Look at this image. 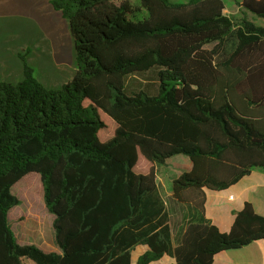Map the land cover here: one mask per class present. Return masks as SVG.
<instances>
[{
  "label": "trees",
  "instance_id": "obj_1",
  "mask_svg": "<svg viewBox=\"0 0 264 264\" xmlns=\"http://www.w3.org/2000/svg\"><path fill=\"white\" fill-rule=\"evenodd\" d=\"M48 2L67 21L77 68L46 87L27 48L23 79L0 81V264H131L137 244L147 250L136 264H212L264 240L251 202L228 232L204 208L205 188L264 169V26L227 15L223 0ZM241 6L264 18V0ZM178 154L191 168L171 184L188 218L175 242L156 168ZM37 178L46 207L27 192ZM18 184L28 218L53 214L60 252L17 243Z\"/></svg>",
  "mask_w": 264,
  "mask_h": 264
},
{
  "label": "rangeland",
  "instance_id": "obj_2",
  "mask_svg": "<svg viewBox=\"0 0 264 264\" xmlns=\"http://www.w3.org/2000/svg\"><path fill=\"white\" fill-rule=\"evenodd\" d=\"M223 1L224 12L227 15L234 19L245 17L264 26V18L244 9L241 6L242 0ZM233 42L234 39L229 38L225 42L226 48ZM210 47L211 45L206 46ZM27 48L30 49L27 61L46 87L60 88L71 81L77 65L67 21L51 8L48 0H0V81L14 84L23 79V64L18 54L24 53ZM180 157L189 161L187 156L178 154L167 159L168 163L164 166H158L159 169H167L171 172L170 175L174 176L182 165ZM30 176L33 174L26 177ZM39 187L37 178L35 183L28 187L27 192L29 195L34 194L36 199L40 200V204L45 206L39 194ZM25 191L26 189L19 184L11 190L19 199V203L8 212V222L16 235L17 243L33 244L46 252L58 251L52 228L53 214L49 212L43 224L28 218V213L23 207ZM134 252L137 253L135 250Z\"/></svg>",
  "mask_w": 264,
  "mask_h": 264
},
{
  "label": "crops",
  "instance_id": "obj_3",
  "mask_svg": "<svg viewBox=\"0 0 264 264\" xmlns=\"http://www.w3.org/2000/svg\"><path fill=\"white\" fill-rule=\"evenodd\" d=\"M179 159L182 165L179 166L174 176H171V172L167 169L160 170L158 167L168 163L167 160L164 165H158L156 168L159 193L165 204L171 234L175 242L181 237L188 218L186 206L172 198L171 184L175 177L191 168L190 161L184 157ZM204 192L205 217L221 232L230 230L235 212L240 211L246 201L251 202L255 211L264 216V169H253L250 174L243 176L227 189L215 191L205 188ZM138 245L140 246L137 247ZM146 250L145 245H135L131 251V264H136L138 257ZM55 252H60V250ZM148 264H175V259L172 255H163ZM212 264H264V240L254 241L240 249L219 252L213 257Z\"/></svg>",
  "mask_w": 264,
  "mask_h": 264
}]
</instances>
